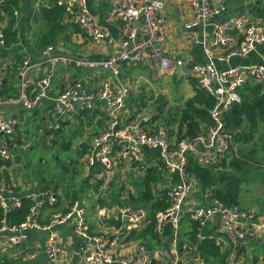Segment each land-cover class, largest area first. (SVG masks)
I'll list each match as a JSON object with an SVG mask.
<instances>
[{
	"label": "built area",
	"instance_id": "1",
	"mask_svg": "<svg viewBox=\"0 0 264 264\" xmlns=\"http://www.w3.org/2000/svg\"><path fill=\"white\" fill-rule=\"evenodd\" d=\"M183 1L191 9L188 28L211 24L213 30L211 40L204 43L206 59L188 66L184 59L168 55L164 47L167 0H117L112 14L122 26L118 37L90 9L89 0H60L69 22L95 45L107 47L105 58L62 52L53 45L36 58L28 44L5 47L6 20H0V161L5 163L1 165L8 166L17 155L18 132L27 115L43 112L47 120L44 135L51 145L67 119L79 118L86 110L101 106L106 111L107 125L92 137L84 157L88 165L100 169L107 179L119 175L120 181L125 172H134L140 179L151 167L178 176L168 187L158 189L165 192L169 205L157 214L156 229L163 233L166 224L173 226V238L166 249L151 248L139 237L150 212L147 206L131 203L128 190L118 203L97 208L100 229L96 233L87 226L83 200L77 198L68 209L54 208L58 202L54 190L30 192L26 196L33 202L30 213L19 223L11 222L8 213L23 205V196L15 192L12 175L2 172L0 251L12 248L24 261L37 260L40 248L29 250V239L33 233H45V263L67 264L68 251L56 227L72 222L76 235L82 238L78 249L70 252L72 256L78 254L76 264H153V259L155 264H264V217L255 210L229 205L208 192L202 193L200 180L188 170L191 162L211 166L232 152L235 132L228 126L227 114L242 102V91L248 85L261 84L264 90V53H259V61L230 63L233 58L245 59L259 52L264 45V17L247 9L215 21L226 9L224 3ZM244 1L264 7V0ZM42 3L43 0L34 1L32 14L40 11ZM20 7L15 9L16 28L21 27L26 16L21 4ZM1 13L4 15L2 9ZM18 53H24V59L16 71L17 94L8 95L5 90L12 73L8 64L16 60ZM144 62L154 66L156 76L185 68L184 73L213 97L210 122L204 124L201 133L191 136L185 132L179 137L168 127H151L144 117L129 115L131 82L122 77L121 65ZM61 65L91 69L99 78L93 74L89 81L87 75L79 76L58 88ZM101 71L110 72V76L102 78ZM8 106L16 107L18 112L8 114L4 110ZM23 146L28 147L26 143ZM149 150L158 152V160L148 161ZM46 207L51 208L44 221ZM185 220L199 223L198 238L214 242L218 256L203 254L197 246L191 249L181 240ZM134 229L137 234L126 242Z\"/></svg>",
	"mask_w": 264,
	"mask_h": 264
},
{
	"label": "crops",
	"instance_id": "2",
	"mask_svg": "<svg viewBox=\"0 0 264 264\" xmlns=\"http://www.w3.org/2000/svg\"><path fill=\"white\" fill-rule=\"evenodd\" d=\"M34 1L35 0H21V6L25 14L26 12L30 13L33 11ZM213 1L217 4L224 3L226 6V9L214 18L215 21L224 20L232 14L240 13L247 9L255 14L253 5L250 6V4H246L244 0ZM116 5L117 0H89L90 9L98 16L102 23L110 28L112 34L115 37H118L122 32V26L115 20L112 14V9L115 8ZM42 6L49 8H62V16L64 17L63 23H66L67 26L75 25L68 21L65 7L60 3V0H43L40 11ZM190 11V7L185 4L183 0H167L164 47L168 55L184 59L186 62L185 66L196 62H202L206 59L204 43L205 41L211 40L213 32L211 24H200L188 28L186 23L191 17ZM75 28L76 29H67L69 36L65 37L64 35L59 41L57 47L60 51L80 56H88L90 58H105L108 55V50L105 45H95L81 32L79 27ZM20 29L21 44L30 45L31 43L32 45L33 40L36 39V34H25V26L20 27ZM29 35H32L30 39ZM32 52L36 58H39L42 50L39 48L35 50L33 47ZM259 53H264V45L259 48V52L252 53L248 58H233L230 63L235 64L239 62L259 61ZM59 68L60 70L58 71L56 79L58 88L73 81L75 77L87 75L89 81L93 79V76L98 77L91 69L85 70L63 65ZM149 68H152V73L150 74L147 73ZM183 70H185V68L163 76H156L154 73V66L149 62L122 64L121 75L122 77L129 79L131 82V94L128 102L129 115L144 117L147 124L151 127H168L178 136L181 110L184 107L186 100L192 97L196 93V88H198L196 80L186 72L184 73ZM101 76L102 78H106L110 76V72L101 71ZM17 81L18 78L16 83ZM173 82L175 83L174 85ZM4 110L8 114H16L18 112V110L16 112V107L14 106L5 107ZM27 117L28 118L19 128L16 151L17 155L10 161L8 166H3L5 163L1 161L0 177L2 176V172H6V175H12V178H14L16 182L14 190L21 197H26L30 192L43 189L57 191L58 202L54 208L61 207L68 209L74 200L77 198L82 199L86 206L85 220L87 226L91 232L96 233V231L100 229V226L97 223V208L99 206H108L110 204L113 205L114 203H118L126 190L129 191L128 198L131 201V194L136 195L137 192L136 187L135 190L132 189L134 187L132 184L133 186L130 185L129 188L120 191L121 194H118L120 192H117L118 199L115 200L117 202L112 203V201H114V196L112 194L115 191L114 186H119L118 182H120V176L117 175L115 178L107 179L100 169L88 165L84 160L93 135L107 125L106 111L99 106L92 111L86 110L79 118L67 119L62 130L77 122L81 124L80 126L84 125L83 128L85 129L83 134L74 141L76 142V145H73L71 148L73 152L69 158L72 162L69 163V165H67L68 168L63 171L58 169L53 171L47 170L48 172L45 173L42 167L38 174L35 173V170L37 169L35 165H33V162L25 161L23 159V151L26 149L23 145L26 143L29 147V142H31V139L34 137V131H32L28 124L33 123V121L37 120V117H40L45 121L44 128H46L47 120L44 119L41 110H38L35 115H27ZM31 133L33 134L32 136ZM60 133L57 138H60ZM45 141L47 142V140ZM65 142H69V139ZM238 144L239 142L235 135L234 147H237ZM32 148H34V146H32ZM147 152L148 161L155 159L158 160L157 151L149 150ZM40 161L41 163L43 162L42 159ZM158 169H161L165 177H163L162 181L157 184V190H162L163 188L168 187L172 182L178 180L176 174L170 175L166 173L163 168ZM241 170L239 169L237 172L239 173ZM135 183H139V179H136ZM50 208L51 207H46L42 220L47 221ZM257 213L259 216H262L258 211ZM56 230L63 237L64 245L69 253H67L65 258L66 263L76 264L79 257L78 260L74 262L73 256L70 255V252H74L78 249L82 238L76 235L74 224L72 222H67L64 225L57 226ZM45 240V233L36 232L30 236L29 245L31 248H29V250H32L34 247H39L41 251L37 260L24 261L14 249L8 248L5 251H0V264H46V253L44 249Z\"/></svg>",
	"mask_w": 264,
	"mask_h": 264
},
{
	"label": "trees",
	"instance_id": "3",
	"mask_svg": "<svg viewBox=\"0 0 264 264\" xmlns=\"http://www.w3.org/2000/svg\"><path fill=\"white\" fill-rule=\"evenodd\" d=\"M20 4L21 0H0V9L4 11V15L0 14V20H6L3 33L5 47L8 48L14 47L20 42L21 29L15 26L17 21L15 9L21 8ZM253 7L256 14L264 17V7L257 4ZM61 9L42 6V15H44L47 26L36 33V39L29 46L32 47V50L33 47L35 50L38 48L43 50L50 45L57 46L64 35L65 37L69 36L67 32L69 26L63 23L64 17ZM25 18L26 16L21 22V27L26 25ZM73 27L77 26L74 25ZM23 54L18 53L16 60L8 64V69L12 71L8 80V88L5 90L8 95L17 94L16 80L18 77L16 71L23 62ZM242 94V102L236 104L233 110L227 114L228 126L235 132L239 142L237 147L235 146L229 155L215 165L203 166L197 162H191L188 166L189 172L200 180L202 193L208 192L211 196L218 197L229 205H240L239 196L243 180L238 176L237 170L252 167L253 163L257 161L254 157L256 154L254 145L259 140L263 141L261 140L263 137H258L259 130H264V90L262 85H248ZM213 105V97L203 89L196 88V93L186 100L181 110L178 136L181 137L185 132L191 136L201 133L204 124L210 122L209 109ZM60 131L62 130H59L58 134ZM54 141L56 142V140ZM262 143L264 145V142ZM69 145V142H64L63 147L68 148ZM0 163L2 162L0 161ZM163 177L165 175L158 167L147 169L139 179V183H134L139 193L138 195L131 194V203L134 205L144 204L150 212L149 222L142 228L139 237L144 239L151 248L163 246L168 249L173 238V226L170 223L166 224L163 233L156 229L157 214L164 211L169 205L165 192L157 190V184L162 181ZM32 205L33 202L30 199L23 197V205L8 213L9 220L14 223L23 221L30 213ZM3 215L4 211L0 205V223ZM188 222V226H183L180 230L181 240L186 242L191 249L197 246L203 254L218 256L220 254L219 249L214 242L202 241L198 238L199 223L197 221Z\"/></svg>",
	"mask_w": 264,
	"mask_h": 264
},
{
	"label": "rangeland",
	"instance_id": "4",
	"mask_svg": "<svg viewBox=\"0 0 264 264\" xmlns=\"http://www.w3.org/2000/svg\"><path fill=\"white\" fill-rule=\"evenodd\" d=\"M42 14V10L34 14H32V12H26V25L24 24L26 27L25 34L33 33L34 35L45 29L47 23L44 15ZM69 26L70 27L68 29L75 28L71 25ZM147 71V73L149 74L152 73V68H149ZM174 84L175 83L173 82V85ZM80 125L81 124L77 122L74 123V125H69V127L64 128L62 131H60V138H56V142L53 141L54 143L51 142L53 144L49 145V142L45 141V121L40 117H37V120L33 121V123L28 124L32 131H34V137L33 139H31V142H29L30 146L24 149L23 159L25 161L33 162V165H35L37 169L35 170L36 174L40 172L42 167L45 173L48 172L47 170L53 171L58 169L63 171L64 165L66 166V168H68L67 165L72 162V160L70 161L69 156L73 152L71 148L73 147V145H76V142L74 141H76V139L80 137V135L85 131V129L83 128L84 125ZM262 132H264V130L261 131L260 129L258 137H263L261 140H263L262 142H264V133ZM32 135L33 134L31 133V136ZM67 139H69L70 143L68 149L66 147H63V144ZM262 142L259 140L258 143L254 145V149L256 150V154L254 155V157L258 162H254L252 167L244 168V170L242 169L238 173V176L243 180L239 197L240 206H242L243 208L258 211L262 216H264V145ZM32 146H34V148H32ZM41 159L43 160L42 163L40 161ZM124 175L126 178L118 182L119 186H114L115 191L112 193L114 196V201H112V203L117 202L115 201L116 199H118L117 195L119 193L117 194V192L129 188L132 184L134 185L135 180L137 179V177L134 175V172H125ZM132 189L135 190V186ZM138 193L139 192L137 191L136 194L138 195ZM108 206H111V204ZM188 224V220H185V225L188 226Z\"/></svg>",
	"mask_w": 264,
	"mask_h": 264
},
{
	"label": "water",
	"instance_id": "5",
	"mask_svg": "<svg viewBox=\"0 0 264 264\" xmlns=\"http://www.w3.org/2000/svg\"><path fill=\"white\" fill-rule=\"evenodd\" d=\"M137 234V230L134 229L132 230L125 238V241L128 242L133 236H135ZM78 260V254L75 253L73 256V261H77ZM153 264H155V259H153Z\"/></svg>",
	"mask_w": 264,
	"mask_h": 264
}]
</instances>
